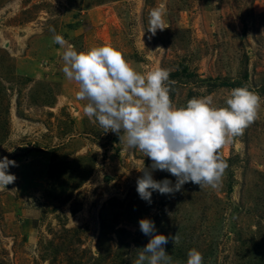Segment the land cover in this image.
Returning a JSON list of instances; mask_svg holds the SVG:
<instances>
[{"label":"rangeland","instance_id":"374dc122","mask_svg":"<svg viewBox=\"0 0 264 264\" xmlns=\"http://www.w3.org/2000/svg\"><path fill=\"white\" fill-rule=\"evenodd\" d=\"M160 5L167 28L152 36ZM50 28L78 52L110 45L138 72L167 69L175 107L209 95L224 107L242 86L264 101V0H0V159L16 162L0 189V264H134L150 239L141 218L179 233L165 245L176 264L193 248L203 264H264V102L219 150L218 189L189 182L148 204L136 180L151 161L84 115Z\"/></svg>","mask_w":264,"mask_h":264},{"label":"clouds","instance_id":"9594fccd","mask_svg":"<svg viewBox=\"0 0 264 264\" xmlns=\"http://www.w3.org/2000/svg\"><path fill=\"white\" fill-rule=\"evenodd\" d=\"M164 6L150 10L147 32L167 28ZM52 42L62 50L60 58L64 77L77 85L75 98L84 102V115L97 123L104 133H115L124 149H138L151 161L150 168L136 180V192L141 200L152 203L153 192L174 195L186 183L200 189H218L228 169L219 150L243 136L258 119L262 98L247 87L231 89L224 107H213L212 96L193 97L184 107H175L170 99V73L156 68L138 72L122 53L110 45L77 51L75 46L50 28ZM144 165V164H143ZM10 166L16 162L0 159V189L14 183ZM164 171L175 177L155 180L154 171ZM140 231L150 237L142 248L136 249L134 264H176L165 250L171 240L175 246L180 236L156 234L154 221L139 220ZM186 264H203L197 249L187 253Z\"/></svg>","mask_w":264,"mask_h":264}]
</instances>
